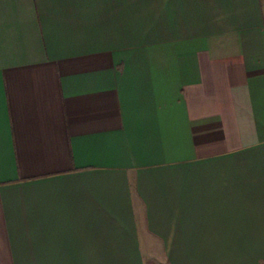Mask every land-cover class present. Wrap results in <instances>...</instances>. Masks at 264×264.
<instances>
[{"label":"crops","instance_id":"obj_1","mask_svg":"<svg viewBox=\"0 0 264 264\" xmlns=\"http://www.w3.org/2000/svg\"><path fill=\"white\" fill-rule=\"evenodd\" d=\"M0 264H264V0H0Z\"/></svg>","mask_w":264,"mask_h":264}]
</instances>
